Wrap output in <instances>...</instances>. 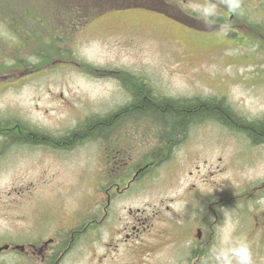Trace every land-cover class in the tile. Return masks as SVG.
<instances>
[{
	"label": "rangeland",
	"instance_id": "374dc122",
	"mask_svg": "<svg viewBox=\"0 0 264 264\" xmlns=\"http://www.w3.org/2000/svg\"><path fill=\"white\" fill-rule=\"evenodd\" d=\"M18 1L11 4L13 14L21 18L22 0ZM142 1L147 7L155 5V0ZM87 2L84 6L87 18L76 27L53 29L57 26L54 19L48 31L40 33L46 37L44 43L48 41L45 45H40L38 38L29 47L21 42L17 48L18 38L12 30L14 16L0 22V118L17 115L56 131L74 124L80 117L103 115L112 107L129 103L131 78L137 84L145 80L159 96L218 98L237 117L248 120L264 117V0H238L235 11L226 7L225 0L162 1L164 9H161L165 11L170 4L167 10H173L171 14L182 23L158 10L138 7L120 11L111 9L112 0ZM210 8L214 11L206 13ZM58 10L51 12L49 8L47 21ZM49 31L52 35L47 34ZM146 117L141 115V123L146 122ZM157 125L163 127L161 122L150 127L157 131ZM189 132L197 133L193 129ZM198 134L205 138L207 164L212 166L219 156L224 160L217 180L222 181L219 185L222 190L231 189L233 181L264 176V150L254 162L243 158L238 165L239 148L232 142L235 140L232 133L206 125ZM4 150L27 151L23 146L12 147L10 141L5 142ZM185 151L193 157L195 168L197 152L194 147ZM21 154V157H11V153L3 156L0 163V199L12 207L9 211L12 216L43 211L51 222L63 220L65 226L72 227L77 219L80 224L86 215L99 212L94 200L101 198L103 192L95 189V181L101 176L98 182H104L110 173L95 168L93 155L84 156L80 151L50 157ZM202 173V167L194 170V180H199ZM160 175V179L156 174L146 179L142 190L139 185L137 189L130 187L115 198L108 215L98 222L99 234L91 244L95 251L84 257L89 248L85 244H89L82 237L74 245L75 252L66 256L65 264H86L87 259L90 264L127 260L130 254L122 252L124 246H118V252L107 257L102 255L110 243V232L117 233L128 220V209L138 216L136 209L146 207L149 211L151 206H158L169 216L172 210H180L181 200L176 195L191 181L182 178L177 182L179 187L171 190L175 171L165 168ZM166 202L171 204L169 213L163 211ZM158 220L153 221V228L165 226ZM229 223L234 221L227 216L221 228H228ZM10 226L22 237V230L29 228L28 217L17 222L0 218L2 229ZM220 240L221 237L218 243ZM232 240L235 241L234 236ZM261 263L259 260L255 264Z\"/></svg>",
	"mask_w": 264,
	"mask_h": 264
},
{
	"label": "flooded vegetation",
	"instance_id": "af4514ba",
	"mask_svg": "<svg viewBox=\"0 0 264 264\" xmlns=\"http://www.w3.org/2000/svg\"><path fill=\"white\" fill-rule=\"evenodd\" d=\"M127 104L128 102L121 103L110 110L106 109L103 115L80 117L74 124L56 131L17 115L0 118V163L3 156L10 153L11 157H21V152L25 155L41 154L50 157L51 154L80 151L84 156L93 155L95 168L110 173L108 178L103 179L104 182H98L101 176L95 181V189L103 192L101 198L94 200L100 207L99 212L96 215L88 214L80 224L77 219L73 228H67L63 220L51 222L43 211L27 213L29 228L22 230V237L17 236V231L11 226L6 229L0 227V264H65L66 256L75 252L74 245L82 237L89 244H85V248H89L84 257L91 255L95 251L91 244L99 234L98 222L108 215V208L115 198L130 187L134 189L139 185L142 190L146 179L155 174L160 179V172L165 168L175 171V182L171 185V190L179 187L177 182L180 179L187 177L186 179L191 180L176 195L181 200L180 210H172L169 216H165L161 208L151 206L149 211L146 207L136 209L138 216H133L130 212L132 210L128 209V220L117 233L110 232V243L106 244L102 257L118 252L117 247L124 246L122 252L130 254L129 258L118 262L112 257L114 264H213L208 255L209 250L221 246V240L218 243L224 230L221 224L229 216L235 225L232 237L235 240L246 239L252 250L254 264L259 260L264 264V176L257 180L233 181L235 185L231 189L222 190L219 187L222 181L217 180L222 171L220 163L224 160L219 156L212 166L207 164L204 158L205 138L198 133L206 125L232 133L235 137L232 142L238 144L239 148L236 156L238 165L243 158L247 162L257 160L259 153L264 150V140L255 141L245 130L213 117L192 120L185 131L167 134L163 127L157 125V131L150 127L160 124L155 117L148 116V119H144L146 122L141 123V113H133L132 116L123 114L105 131L76 138L69 145L57 144L49 137L57 139L70 135L80 130L87 121L106 117ZM241 119L253 124L264 121V117ZM191 129L197 133H190ZM32 131L47 137L43 141L33 142L14 136H21L22 132L33 133ZM7 141L12 143V147L23 146L27 151H5ZM187 147H194L197 152L195 168L193 157L185 151ZM200 167L203 168L202 177L194 180V170H199ZM170 207V202L164 203L163 211L169 213ZM10 210L12 207H7V203L0 199V218H5L7 222H17L26 217L23 214L14 217ZM156 219L165 226L153 228V221ZM112 261L107 264H113ZM86 264H90L88 259Z\"/></svg>",
	"mask_w": 264,
	"mask_h": 264
},
{
	"label": "trees",
	"instance_id": "16d2710c",
	"mask_svg": "<svg viewBox=\"0 0 264 264\" xmlns=\"http://www.w3.org/2000/svg\"><path fill=\"white\" fill-rule=\"evenodd\" d=\"M12 1L16 4V1L18 0H0V17H2L0 22L4 23L3 21L8 17L12 18L14 16L13 20L15 23L12 30L15 33V37L18 38V48L21 46V42H23L22 44H25L26 47H29V45L34 43L38 38V43L42 45L44 40H46V37H41L43 35L40 36V33L45 32L46 29L48 31V28H50V24L53 23L54 19L57 21V26H53V29L61 31L63 30L62 28L76 27L75 25L87 18L84 16V6L88 3L87 1L91 0H22L20 1L21 8L19 9L21 12V18H19L18 15L13 14ZM162 1L164 0H155V5H153V7H147L144 6V3H141V0H112L111 9H134L141 7L150 10L163 11L162 9H164V7L162 8ZM39 2H42V4H36ZM142 2L145 1L143 0ZM169 5L165 6V12L179 20L178 16L171 14V9L167 10ZM49 8L51 12H55L56 9L59 10L56 11V15L53 19L47 21L45 17ZM57 14L60 15V18L57 17ZM47 34L52 35L51 31ZM253 38L255 40L256 37ZM47 43L48 41H46L44 45ZM45 54L50 56L53 55L52 52L50 54L46 52ZM63 56L65 55L63 54ZM130 81L132 83L129 84V91L131 92L132 100L124 107H120L117 112L109 114L101 119L94 121L89 120L82 128H80V130L65 137L57 139H54L56 137H49L57 144L69 145L73 143L76 138L105 131L109 125L115 122L117 118L123 116V114L129 115L133 113H141V115L151 116L158 119L162 123L164 132L167 134H178L185 131L188 123L192 120L213 117L221 119L233 127L245 130L255 141L264 140V121L253 124L242 120L240 117H237V115L225 105L221 99L158 96L153 92L148 83L141 80V83L137 84L134 83L136 79L133 78H131ZM4 129L5 128L3 127V130ZM32 132L33 133L22 132L21 136H16L15 134L14 136L18 139L30 140L33 142L37 140L43 141L47 137L45 136L44 138L39 132ZM1 137L2 134L0 133V138Z\"/></svg>",
	"mask_w": 264,
	"mask_h": 264
},
{
	"label": "clouds",
	"instance_id": "9594fccd",
	"mask_svg": "<svg viewBox=\"0 0 264 264\" xmlns=\"http://www.w3.org/2000/svg\"><path fill=\"white\" fill-rule=\"evenodd\" d=\"M225 5L230 10L235 11L239 7L238 0H225ZM213 9H206V13L213 12ZM207 23V21H206ZM227 215V213H225ZM235 225L229 223L228 228L221 232L220 247H213L209 250V258L213 264H254L251 247L246 239L232 240V232ZM230 244L229 247H223Z\"/></svg>",
	"mask_w": 264,
	"mask_h": 264
}]
</instances>
